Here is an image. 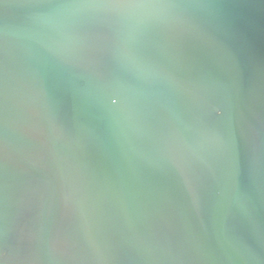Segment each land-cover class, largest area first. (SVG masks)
<instances>
[{"label": "water", "instance_id": "1", "mask_svg": "<svg viewBox=\"0 0 264 264\" xmlns=\"http://www.w3.org/2000/svg\"><path fill=\"white\" fill-rule=\"evenodd\" d=\"M0 264H264V0H0Z\"/></svg>", "mask_w": 264, "mask_h": 264}]
</instances>
